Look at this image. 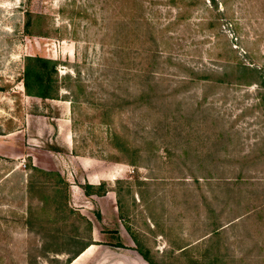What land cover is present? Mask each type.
Returning <instances> with one entry per match:
<instances>
[{
	"label": "rangeland",
	"instance_id": "rangeland-1",
	"mask_svg": "<svg viewBox=\"0 0 264 264\" xmlns=\"http://www.w3.org/2000/svg\"><path fill=\"white\" fill-rule=\"evenodd\" d=\"M28 54L59 98L27 94ZM0 134V264L104 254L121 223L160 264H264V0H0Z\"/></svg>",
	"mask_w": 264,
	"mask_h": 264
},
{
	"label": "trees",
	"instance_id": "trees-1",
	"mask_svg": "<svg viewBox=\"0 0 264 264\" xmlns=\"http://www.w3.org/2000/svg\"><path fill=\"white\" fill-rule=\"evenodd\" d=\"M245 67H249L250 71L249 68L245 69L240 66L239 69H237V71L244 72V74L242 75L241 73L240 74L238 73L239 75L253 76L254 73H257L259 75L258 76L259 78L262 77V73L259 70V68L257 67L253 68L252 66L249 65H246ZM59 79H60L59 61L57 59L49 58L39 54L36 55L28 54L26 56L23 81L27 94L40 96L42 98H59L61 87L58 89V93H57L58 95L53 93V91L55 90V83L58 82ZM115 138H121V136L119 137L118 134H116ZM86 186L92 187L93 184L88 183ZM89 226L92 227L91 221L89 222ZM135 239L137 240V236H135ZM93 242L94 241H90V242L88 241L84 244V247L75 250L73 252L72 257H68V261L70 262L73 258H76L81 251H84ZM118 245H123V243L120 242ZM137 249L150 263L160 264L152 257L151 249L144 247L143 245H141L139 241H138ZM65 264H67V262Z\"/></svg>",
	"mask_w": 264,
	"mask_h": 264
},
{
	"label": "crops",
	"instance_id": "crops-1",
	"mask_svg": "<svg viewBox=\"0 0 264 264\" xmlns=\"http://www.w3.org/2000/svg\"><path fill=\"white\" fill-rule=\"evenodd\" d=\"M1 135V134H0ZM66 143L67 147H70L72 143V139L69 138V134L66 133ZM114 176V175H113ZM113 176H101V174H94L92 176L88 175V182L91 184H98L102 179H113ZM77 186V190L73 191V196L76 199V197H81L82 193L84 196L88 197L91 195L92 197L96 196V194H87L86 191L82 189V187L79 184H74L73 186ZM82 189L81 190L79 189ZM109 196L110 201L114 205L115 202H117L115 198V190L110 189L108 190L107 194ZM101 224V222H98ZM95 225L96 222H93ZM123 223L120 224V231L118 232L120 234V237L122 239L123 246L121 245H115L113 243H105V245L110 246V250L105 252L104 254L97 255L96 252L92 251V248L94 246H97L99 243H92L90 244L80 255H78L76 258L73 259L71 264H75L78 259L86 256V259L89 260L90 264H102V261L110 260L109 264H152L150 263L140 252L138 249L134 248L133 246V238H128L124 232L122 231ZM118 228V227H116ZM94 239L99 240L100 238L97 236L99 233H102V231L99 229V231H96L94 229ZM108 241V240H107Z\"/></svg>",
	"mask_w": 264,
	"mask_h": 264
}]
</instances>
